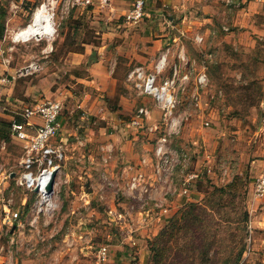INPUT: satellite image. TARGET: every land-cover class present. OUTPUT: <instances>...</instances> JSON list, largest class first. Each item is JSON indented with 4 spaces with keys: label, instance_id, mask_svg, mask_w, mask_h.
Returning <instances> with one entry per match:
<instances>
[{
    "label": "rangeland",
    "instance_id": "rangeland-1",
    "mask_svg": "<svg viewBox=\"0 0 264 264\" xmlns=\"http://www.w3.org/2000/svg\"><path fill=\"white\" fill-rule=\"evenodd\" d=\"M126 1L131 6L134 0ZM12 2L21 4L14 14ZM43 3L53 7V35L11 42V22L25 27ZM121 12L100 7L97 0L88 7H71L66 0H0V46L7 50L3 57L11 54L7 65L0 54L3 119L18 101L59 99L61 134L69 147L57 179L59 208L38 218L42 230L32 231L29 224L33 198L22 206L24 191L7 178L4 200L12 197L13 209L25 207L24 226L11 242L0 213L8 264H264V196L252 200L248 194L250 182L264 170V0H145V13L135 24L126 23ZM157 38L162 39L158 48L152 41ZM181 46L188 63L180 69L195 76L204 64L207 81L195 95L191 87L179 94L176 112L184 119L171 146L192 155L200 177L187 196L170 197L171 209L159 221L154 210L148 216L135 210V217L117 225L107 205L123 210L130 204L118 194L121 170L152 147L149 133L124 123L140 106L159 117L128 72L158 60L169 47V64L161 74L167 77L180 62L172 53ZM31 61L41 68L19 75ZM4 141L0 169L17 171L21 145L11 137ZM107 142L114 148L105 162L100 146ZM71 190L95 197L85 200L83 193L79 200ZM2 203L0 198L1 208ZM134 222L141 226L136 231ZM103 244L107 255L97 261Z\"/></svg>",
    "mask_w": 264,
    "mask_h": 264
},
{
    "label": "built area",
    "instance_id": "built-area-1",
    "mask_svg": "<svg viewBox=\"0 0 264 264\" xmlns=\"http://www.w3.org/2000/svg\"><path fill=\"white\" fill-rule=\"evenodd\" d=\"M66 2L71 7L80 5L88 7L93 5L94 0H66ZM97 2L100 7H104L109 5L110 0H97ZM144 6L145 0H134L130 9L124 13L126 23L135 24L142 19L145 13ZM18 9H21V4L12 2L11 12L14 14ZM52 17L54 22V15ZM29 24L30 22L26 26H29ZM22 28L23 26H18L16 29L11 28V42H26L31 38H49V35L45 34L27 39L16 36ZM53 33L54 30L50 35H53ZM194 40L202 43L203 37L196 35ZM2 46L3 44L0 46L2 62L7 65L10 62L8 56H11V54L8 56L6 54L7 57H3V52L5 53L7 50L4 51L1 48ZM12 48L11 46V53ZM168 53L169 49L166 48L150 70L143 66H136L128 72V79L133 82L138 94L149 96L152 99L153 106L159 111V117L151 120L152 112L149 107L140 106L135 115L124 123L126 127H131L137 130L138 133H142L143 130L147 134L149 133L152 147L149 153L142 154L139 157L136 164L127 163L124 169L121 170L122 186L119 184L118 194L128 200L130 204L127 207L122 205L124 206L123 210L113 209L114 204L111 207L110 204L107 205V207L109 206V213H113L117 225L124 223L127 218L135 217L132 215L135 210V212H140V214L146 216L154 210L155 221H159V217L168 213L171 209L173 198L170 197L187 196L201 174V169L199 170L198 165H196L197 161L193 162L192 155L183 149L171 146V141L174 136L180 133L184 119L181 113L176 112L179 94L186 93L190 83L197 89L206 84V68L202 64L200 72L195 76H192L188 71L181 70L180 66L188 63L183 46H181L177 52L180 62L172 64L169 76L161 77L168 63ZM40 68L41 65L38 62L31 61L22 67L19 75L35 72ZM62 107L63 103L59 99H40L29 103L18 101L17 105L12 107V114L8 117L11 138L19 142L22 149L19 160L20 167L17 171L2 172L0 169V198L3 202L2 208L0 207L1 224L6 228L4 234L8 237L9 242L13 240L11 229L19 232L24 224L20 219L22 209L12 208V197L7 201L3 198L4 184L8 182L7 178L13 179L14 183L24 191L25 197L30 195L33 198L30 207L32 215L30 224L36 223L40 216L52 215L59 208L57 179L67 158L68 150L66 143L57 138L61 128L58 117ZM5 110H7V107L0 105V116L2 118H5ZM0 143L4 145L5 141L2 140ZM111 144L106 143L100 146V149L104 152L102 158L105 162L112 155L113 147ZM195 165L196 168H194ZM55 170L57 172L53 189L49 192L46 187ZM248 193L252 200L264 196V170L250 182ZM98 200L103 204L106 203V199L102 195H98ZM26 204L27 200H22L21 205L26 206ZM43 221L46 224V220ZM138 223L141 224L139 220ZM131 226L135 229L134 231L141 227L136 222L132 223ZM106 246L103 244L97 250V261L105 260L107 255ZM4 250L5 246L0 237V259Z\"/></svg>",
    "mask_w": 264,
    "mask_h": 264
},
{
    "label": "crops",
    "instance_id": "crops-1",
    "mask_svg": "<svg viewBox=\"0 0 264 264\" xmlns=\"http://www.w3.org/2000/svg\"><path fill=\"white\" fill-rule=\"evenodd\" d=\"M113 1V2H112ZM168 1V0H167ZM117 2H119V3H117ZM115 3V4H114ZM133 3V2H132ZM114 4V5H113ZM109 5H110V8H114V10H115V13H117V15H118V12L120 11V10H122V12H121V14H123V16H124V13H126L129 9H130V5H128V1H126L125 2V0H119V1H116V0H110V3H109ZM132 5V4H131ZM128 6H130V7H128ZM95 11V10H94ZM140 21V20H139ZM16 26H18L17 24H15V23H13V21L11 22V27L13 28V29H15L16 28ZM139 28H143L142 27V23H139ZM165 35V33H163V35L162 36H164ZM179 37L178 36H174V38H173V40H177ZM152 41H154L155 42V46H156V48H158V46H160L161 47V43H162V39L161 38H157V39H154V40H152ZM169 48V47H168ZM153 49L154 48H149V49H147V52H149V53H151L152 51H153ZM177 51H179V50H176L175 52H174V54L172 53V55L175 57V53H176V56H177ZM185 51V50H184ZM163 52V51H162ZM161 52V53H162ZM160 53V54H161ZM169 53H170V49H169ZM169 53H168V55H169ZM97 55V54H96ZM167 55V56H168ZM139 56V55H138ZM140 57V56H139ZM141 57H143V56H141ZM96 58H97V56H96ZM168 58V57H167ZM154 61H157L155 58H152L149 62H145L146 64H144V65H142L144 68H146L147 70H150V69H152L153 68V66H154ZM99 62V60L96 62V63H98ZM173 62V61H172ZM168 64H169V61H168V63H167V65L165 66V68L164 69H166V67L168 66ZM171 68H172V66H171ZM171 68L169 69V71H171ZM164 72V71H163ZM189 86L191 87H189L190 89H197V88H194V86H193V84L192 83H190L189 84ZM188 88V89H189ZM187 93V92H186ZM190 93H191V90H190ZM189 93V94H190ZM195 93H197V90H195V91H193V94H195ZM189 98V96H187V99ZM159 114V113H158ZM59 118V117H58ZM154 118L152 117V119L151 120H153ZM60 121V123H61V120H59ZM124 126V125H123ZM125 127V126H124ZM61 130H62V128H60V132H59V134H58V139H61L62 141H64L65 140V137H63L64 135H62L61 134ZM107 141H109V140H107ZM19 143V142H18ZM66 143V142H65ZM107 143H112V142H107ZM20 144V143H19ZM67 145V147H68V144H66ZM112 145V147L114 148V145L113 144H111ZM74 148V147H73ZM151 147H149V149H150ZM68 149H69V147H68ZM145 149H148V148H145ZM142 154H144V153H142ZM141 154V155H142ZM140 155V156H141ZM128 157H126V159H127ZM138 158H139V156H138ZM71 192L73 193V194H75L76 195V198H78L79 200H81V198H83L82 197V195H83V193H87V195H85L86 196V198H85V200L87 199V200H89L90 199V196H92V198L93 197H95V195L94 194H92V193H89V192H86V191H84L83 193H75V191L74 190H71ZM248 192H249V190H248ZM90 195H89V194ZM249 194V193H248ZM99 195V194H98ZM97 195V196H98ZM28 196H30V195H27L26 197H25V194H24V196L22 197V200H27L28 199ZM103 197H104V195H102ZM31 197V196H30ZM32 198V197H31ZM22 200H21V202H20V204L22 203ZM83 200V199H82ZM112 201V200H111ZM72 210V213L74 214L75 212H76V209H71ZM23 214V212L21 213V215ZM21 217V216H20ZM30 221H31V219L29 220V224H30ZM38 223H39V220H38ZM38 223H31L30 224V226H32V227H34V229L33 228H31V230L32 231H40L39 229H41L40 227H41V225L39 226V224ZM41 224H42V222H41ZM43 224H44V221H43ZM42 230V229H41ZM18 230H12L11 229V232H13V234H15L16 232H17ZM19 232H21V230L19 231ZM7 248V247H6ZM9 251H11V250H9ZM7 255V254H6ZM6 255H2L1 256V259H0V264H8V262H9V257H6Z\"/></svg>",
    "mask_w": 264,
    "mask_h": 264
},
{
    "label": "bare ground",
    "instance_id": "bare-ground-1",
    "mask_svg": "<svg viewBox=\"0 0 264 264\" xmlns=\"http://www.w3.org/2000/svg\"><path fill=\"white\" fill-rule=\"evenodd\" d=\"M46 3L41 4V6L33 12L29 26L23 27L16 36L27 39L33 36L38 37L43 34L50 35L53 30H55L52 17L53 13L51 12L53 7L49 6V3Z\"/></svg>",
    "mask_w": 264,
    "mask_h": 264
},
{
    "label": "trees",
    "instance_id": "trees-1",
    "mask_svg": "<svg viewBox=\"0 0 264 264\" xmlns=\"http://www.w3.org/2000/svg\"><path fill=\"white\" fill-rule=\"evenodd\" d=\"M3 31V25H1L0 27V36H1V33ZM10 123H9V120L8 119H0V136L3 137L2 140H5V139H10L11 135H10ZM24 208L25 207H20L18 209H22V212L24 211Z\"/></svg>",
    "mask_w": 264,
    "mask_h": 264
},
{
    "label": "water",
    "instance_id": "water-1",
    "mask_svg": "<svg viewBox=\"0 0 264 264\" xmlns=\"http://www.w3.org/2000/svg\"><path fill=\"white\" fill-rule=\"evenodd\" d=\"M90 58L92 60H95L96 59V52L95 51H93L91 53ZM263 100H264V98H263ZM56 172H57L56 170L53 172L52 178H51L50 182L48 183V185L46 187L47 191H49V192L52 191V189H53V183H54V178H55ZM12 176H13V173H12Z\"/></svg>",
    "mask_w": 264,
    "mask_h": 264
}]
</instances>
